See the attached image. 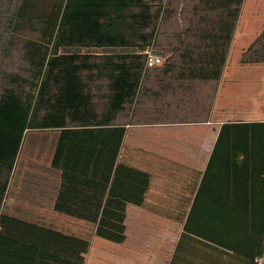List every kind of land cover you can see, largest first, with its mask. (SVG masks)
<instances>
[{"label":"trees","instance_id":"1","mask_svg":"<svg viewBox=\"0 0 264 264\" xmlns=\"http://www.w3.org/2000/svg\"><path fill=\"white\" fill-rule=\"evenodd\" d=\"M244 1L0 0V264H87L91 245L88 234L5 209L28 130L56 131L52 211L91 225L95 237L125 240L127 206L144 207L151 184L150 172L123 157L127 126L209 121ZM150 47L161 64L147 66ZM239 62L264 64V27ZM223 136L256 143L264 165V122H224ZM249 201L262 211L219 215L225 239L208 238L243 264H264V196Z\"/></svg>","mask_w":264,"mask_h":264},{"label":"crops","instance_id":"2","mask_svg":"<svg viewBox=\"0 0 264 264\" xmlns=\"http://www.w3.org/2000/svg\"><path fill=\"white\" fill-rule=\"evenodd\" d=\"M226 69L227 64L216 99ZM234 80L241 85L246 79ZM213 112L204 123L127 126L123 157L150 172L151 184L144 207L127 206L121 248L104 245L105 264H243L208 236L225 239L227 226L219 215L262 211L250 207L249 199L264 196L256 186L264 182V165L255 157L256 143L217 139L224 122H264V117Z\"/></svg>","mask_w":264,"mask_h":264},{"label":"rangeland","instance_id":"3","mask_svg":"<svg viewBox=\"0 0 264 264\" xmlns=\"http://www.w3.org/2000/svg\"><path fill=\"white\" fill-rule=\"evenodd\" d=\"M263 27L264 0H245L229 49L226 73L218 99H215L213 115L223 109L228 115L238 116L251 113L255 117H264V64L244 65L239 62L243 49ZM61 51L104 54L134 52L136 49L63 47ZM148 52L158 56L161 60L160 64L162 63L164 57L160 50L150 47ZM234 79L246 80L240 85ZM55 135V130H28L26 132L10 179L5 209L24 218L50 224L63 230L88 234L91 238V245L86 256L87 264H90V261L105 264L104 245L112 246L114 249L121 248V246L95 237L91 225L62 216L51 209V199L58 181L57 172L49 166Z\"/></svg>","mask_w":264,"mask_h":264},{"label":"built area","instance_id":"4","mask_svg":"<svg viewBox=\"0 0 264 264\" xmlns=\"http://www.w3.org/2000/svg\"><path fill=\"white\" fill-rule=\"evenodd\" d=\"M146 54H147V61H146L147 66H154L160 64L161 60L158 56L149 53L148 50L146 51Z\"/></svg>","mask_w":264,"mask_h":264}]
</instances>
